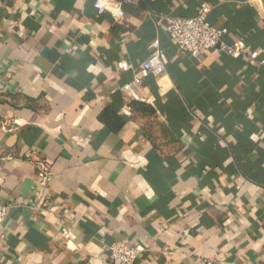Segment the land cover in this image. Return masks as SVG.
<instances>
[{"label":"crops","instance_id":"crops-1","mask_svg":"<svg viewBox=\"0 0 264 264\" xmlns=\"http://www.w3.org/2000/svg\"><path fill=\"white\" fill-rule=\"evenodd\" d=\"M94 2L0 0V264H110L117 242L136 264H264V64L247 57L264 59V0H135L125 25ZM202 4L246 56L178 53L167 20ZM155 43L159 78L141 69Z\"/></svg>","mask_w":264,"mask_h":264},{"label":"built area","instance_id":"built-area-1","mask_svg":"<svg viewBox=\"0 0 264 264\" xmlns=\"http://www.w3.org/2000/svg\"><path fill=\"white\" fill-rule=\"evenodd\" d=\"M135 0H95L94 9L98 16L110 14L117 19L121 25H125L124 5H131ZM211 7L202 4L194 17L189 18H170L167 20V33L172 43L177 47L178 53L182 57L199 58L204 53L219 49L230 57L246 56V47L243 43L237 42L229 45L224 41L227 35V29L216 28L209 21ZM163 51L158 43L150 47L148 59L142 63L141 69L147 76L159 78L166 74V67L162 59ZM250 63L258 62L264 64V59L259 60V53L253 52L247 56ZM118 68L121 71L128 72L130 67L126 62H120ZM138 79L128 85L123 90L133 99L141 100L135 92V86ZM39 176L46 181L50 175L49 168L41 161L37 162ZM4 176L0 173V187L4 184ZM14 208L11 203L0 201V224L7 219L9 212ZM109 252L110 264H136L143 253L141 247L132 246L127 243L117 242L107 248ZM198 264H207L201 262Z\"/></svg>","mask_w":264,"mask_h":264}]
</instances>
